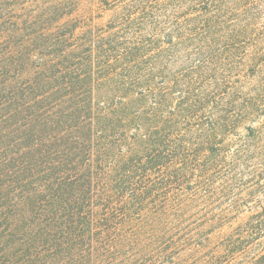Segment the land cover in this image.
<instances>
[{
	"label": "trees",
	"instance_id": "16d2710c",
	"mask_svg": "<svg viewBox=\"0 0 264 264\" xmlns=\"http://www.w3.org/2000/svg\"><path fill=\"white\" fill-rule=\"evenodd\" d=\"M39 1L0 31V264H123L217 188L264 240V0Z\"/></svg>",
	"mask_w": 264,
	"mask_h": 264
},
{
	"label": "rangeland",
	"instance_id": "374dc122",
	"mask_svg": "<svg viewBox=\"0 0 264 264\" xmlns=\"http://www.w3.org/2000/svg\"><path fill=\"white\" fill-rule=\"evenodd\" d=\"M100 1L83 0L82 12L97 15ZM40 7L39 0H0V31L9 16L25 21L40 14ZM245 194L244 190L217 188L212 199L189 207L184 215L168 213L151 220L121 252L123 264H261L253 261L263 253L264 240H250L247 248L229 252L239 237V227L254 213L243 206Z\"/></svg>",
	"mask_w": 264,
	"mask_h": 264
}]
</instances>
